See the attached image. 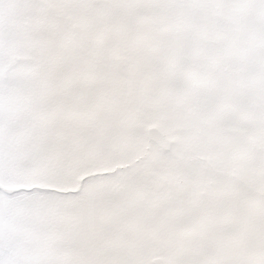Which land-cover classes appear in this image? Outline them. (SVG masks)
<instances>
[{"label":"snow or ice","instance_id":"snow-or-ice-1","mask_svg":"<svg viewBox=\"0 0 264 264\" xmlns=\"http://www.w3.org/2000/svg\"><path fill=\"white\" fill-rule=\"evenodd\" d=\"M13 32L0 264H264V0H0Z\"/></svg>","mask_w":264,"mask_h":264},{"label":"rangeland","instance_id":"rangeland-1","mask_svg":"<svg viewBox=\"0 0 264 264\" xmlns=\"http://www.w3.org/2000/svg\"><path fill=\"white\" fill-rule=\"evenodd\" d=\"M56 15L64 16L67 13L57 12ZM238 23V21H232ZM251 23V20H249ZM7 47L11 53L8 70L15 74L26 73L30 66L33 64H38L40 60L39 53L36 52L35 45L23 35V33H11L5 40L2 35H0V50ZM36 60V63L33 61ZM261 96V90L256 87L251 77L248 82V112L249 116L246 120L238 122L233 125V128L236 129L239 134L248 138L251 144L258 143L257 137V124L254 113L259 107V99ZM157 127V128H156ZM147 128L152 131L157 129L159 131L160 125L157 123H150L147 125ZM159 128V129H158ZM260 215V211L255 208H250L248 210V225L251 229L256 220Z\"/></svg>","mask_w":264,"mask_h":264},{"label":"flooded vegetation","instance_id":"flooded-vegetation-1","mask_svg":"<svg viewBox=\"0 0 264 264\" xmlns=\"http://www.w3.org/2000/svg\"><path fill=\"white\" fill-rule=\"evenodd\" d=\"M33 59H34V58H33ZM33 61L36 63V60H35V59H34ZM33 65H35V64H33Z\"/></svg>","mask_w":264,"mask_h":264},{"label":"water","instance_id":"water-1","mask_svg":"<svg viewBox=\"0 0 264 264\" xmlns=\"http://www.w3.org/2000/svg\"><path fill=\"white\" fill-rule=\"evenodd\" d=\"M153 132L157 131V129L152 130Z\"/></svg>","mask_w":264,"mask_h":264},{"label":"bare ground","instance_id":"bare-ground-1","mask_svg":"<svg viewBox=\"0 0 264 264\" xmlns=\"http://www.w3.org/2000/svg\"><path fill=\"white\" fill-rule=\"evenodd\" d=\"M157 128V127H156ZM159 129V128H158Z\"/></svg>","mask_w":264,"mask_h":264}]
</instances>
